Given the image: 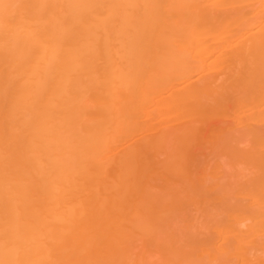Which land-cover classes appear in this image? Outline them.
Wrapping results in <instances>:
<instances>
[{
	"label": "bare ground",
	"instance_id": "bare-ground-1",
	"mask_svg": "<svg viewBox=\"0 0 264 264\" xmlns=\"http://www.w3.org/2000/svg\"><path fill=\"white\" fill-rule=\"evenodd\" d=\"M0 264H264V0H0Z\"/></svg>",
	"mask_w": 264,
	"mask_h": 264
}]
</instances>
